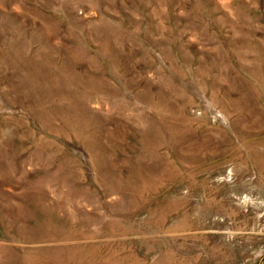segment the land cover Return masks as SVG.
Wrapping results in <instances>:
<instances>
[{
    "label": "rangeland",
    "instance_id": "374dc122",
    "mask_svg": "<svg viewBox=\"0 0 264 264\" xmlns=\"http://www.w3.org/2000/svg\"><path fill=\"white\" fill-rule=\"evenodd\" d=\"M0 264H264V0H0Z\"/></svg>",
    "mask_w": 264,
    "mask_h": 264
},
{
    "label": "bare ground",
    "instance_id": "6f19581e",
    "mask_svg": "<svg viewBox=\"0 0 264 264\" xmlns=\"http://www.w3.org/2000/svg\"><path fill=\"white\" fill-rule=\"evenodd\" d=\"M46 226V225H45Z\"/></svg>",
    "mask_w": 264,
    "mask_h": 264
}]
</instances>
